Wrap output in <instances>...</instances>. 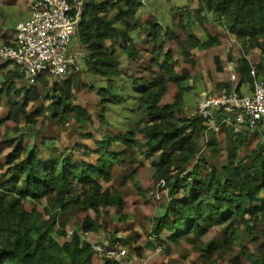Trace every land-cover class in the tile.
<instances>
[{"label": "trees", "instance_id": "1", "mask_svg": "<svg viewBox=\"0 0 264 264\" xmlns=\"http://www.w3.org/2000/svg\"><path fill=\"white\" fill-rule=\"evenodd\" d=\"M197 3V20L206 23L210 39L204 42L187 32L182 40V58L194 64V50L221 44L218 35H211L209 30L208 25L215 24L241 43L245 55L236 65L238 90L242 93V86L250 89L247 54L260 51L259 61L252 63L259 75L264 73V0ZM141 5L139 0H89L76 26L79 47L89 55L87 70L107 83L98 92L103 107L98 116L101 125L108 124V103L120 106L130 100L125 90L117 92L112 83L127 72L133 73L128 77L140 114L131 130L119 136L106 134L96 142V150H84L86 157L96 154L94 162L73 159V153L57 148L51 139L43 145H25L22 136L23 122L36 126L44 112L62 123L73 120L80 128L94 125L92 113L72 101L78 73L62 84L40 77L33 86L17 87L15 82L23 80V74L7 62L0 65L4 72L0 101L7 106L5 115L14 124L5 129L17 133L4 134L0 143V264H121L107 256L96 262L93 244L83 233L97 235L96 217L102 213L109 216L112 207L125 204L120 190L105 186L112 180L118 162L131 159L133 169L124 177L133 180L139 169L147 167L145 158L151 160L153 177L167 198L161 213L151 218L150 228L152 241L164 245L167 255L171 245L185 241L203 259L200 264H264V132L235 133L229 128L206 132L203 119L183 116L181 92L188 88L175 69L172 51L165 49L166 37L178 40L180 36L170 28L163 30L154 21L147 22L146 27L141 24L137 18ZM140 28L147 37L145 48H139L134 36ZM144 55L151 66L142 60ZM215 63L223 72L218 57ZM135 72L143 73L136 76ZM227 85L228 81L216 87ZM171 86L179 91L172 102H167ZM39 100V107L29 113L30 105ZM250 135L260 136V141L241 157L240 148L247 147ZM204 147L209 156L203 153ZM222 152L226 165L219 168L214 160ZM134 190L139 193L142 188L135 183ZM47 199L56 205L54 211L48 205L43 211L26 205ZM73 209L82 214V226L66 239L65 225L59 218ZM222 227L223 244H207L205 238L211 231ZM114 238L110 237L112 246L120 241ZM223 252L233 257L225 260Z\"/></svg>", "mask_w": 264, "mask_h": 264}, {"label": "rangeland", "instance_id": "2", "mask_svg": "<svg viewBox=\"0 0 264 264\" xmlns=\"http://www.w3.org/2000/svg\"><path fill=\"white\" fill-rule=\"evenodd\" d=\"M17 1L19 2L17 3ZM32 1L0 0V47L6 42L2 37L10 35L19 22H23L28 18ZM197 8V0H145V3L137 10V18L141 24L144 23L145 27L147 26L145 25L147 22L151 23L154 21V23H159L163 27V30L170 28L175 34H179L178 36H180L178 40H171L166 37L167 43L165 44V49L172 51L175 69L178 74L183 75L184 86L188 88L186 91L184 89L181 92L182 113L186 118L194 115L204 92L217 88V84L228 81V64L234 63L237 65L239 58L245 55L241 43L221 27L209 23L211 35L217 34L221 44H213L210 47L206 46L194 50L192 56L194 64L186 62L180 52L182 40L186 39L187 32L191 31L195 33L204 42L210 39L206 35V23L197 20ZM76 35L77 33L74 36L72 45L79 47L80 44ZM134 36L139 42V48L147 46L144 28H140ZM125 57L122 58L124 67L127 66ZM216 57L219 58L220 65L224 68L223 72L217 70ZM259 58V50L247 54V59L251 64H253L252 62L257 63ZM142 60L146 61L144 63L148 67L151 66L149 62L147 63L146 55L143 56ZM3 63L0 60V65ZM144 63H140V65L146 66ZM90 72L87 70L85 62L77 74L78 81L74 89L72 101L74 104H78L92 113L95 120L94 125H85L84 128H80L73 120L62 123L58 119L51 118L49 112H44L37 119L36 126L23 122L22 136L25 145L34 143L43 145V143L51 139L56 142L57 148L73 153V159L94 162L96 154H93L91 158L83 155L86 148L96 150V142L101 141L104 135L113 134L119 136L135 126L140 114L137 106L138 101L134 99L136 98V94L132 89L128 77V74L133 73L127 72L128 74H125L124 77L112 82L115 84V90L117 92L118 89L120 91L125 90V96L129 95L127 98L130 100L120 106H112L108 103V109L105 114L108 124L101 125L98 116L102 113L103 107L100 104L98 92L99 88H105L107 83ZM136 73V76H140L143 72ZM235 73L238 74L237 70ZM3 81L4 72L0 70V85ZM15 83L17 87L25 85L29 87L25 79L18 80ZM178 91L179 89L176 86H171L166 101L172 102ZM41 102L42 100L32 103L27 111L29 113L35 111ZM48 104L49 101H45V105ZM131 109L133 110L132 114L129 112ZM7 111V106L4 102L0 101V122L2 124L0 127V143L4 134L8 136H16L17 134L16 131L10 129L6 131L5 129L6 126L9 128L14 126L5 115ZM88 136H91V138H87ZM223 137V135L220 136V138ZM247 138V147L240 148L241 157L245 156L247 150L255 148L260 141V136L250 135ZM120 149H123V147ZM203 153L209 156V152L205 147L203 148ZM225 158V153L222 152L219 158L214 160L215 165L219 168L225 166ZM145 161L148 163L147 167L139 169L137 177L133 180L130 178L125 179L124 177L133 169L131 159H123L118 162L114 169L112 180L105 186L109 190H120L125 204L121 207H112L109 216L104 213L97 216L96 220L99 224L97 235L83 233L84 238L90 240L93 246L99 245L103 249H108L112 247L109 242L111 241L110 237L114 235V239L120 240L119 244L128 250L130 254L129 258H132V260L137 259L129 264H200L203 259L192 250V245L188 242L182 241L178 245H171V253L167 255L163 249L164 245L159 246V244L154 243L155 241H152L153 238L150 237L151 218L161 213V205L167 202V198L165 192L159 188L157 181L153 177V167L149 166L152 164L151 160L145 158ZM135 183H138L142 188L140 192H146V195H142L140 192L137 193L134 190ZM26 205L28 208L37 207L41 211H43L44 205H48L52 211L56 209V205L50 199L45 200L43 203L30 201ZM59 221L65 225V233L67 234L65 238L68 239L74 231H80L82 214L73 209L61 214ZM224 238V227H222L211 231L205 238V242L207 244L215 242L221 245ZM149 242H152L153 245ZM153 246L157 248L162 247V249L159 250ZM137 249L140 250V253L136 251ZM95 255V261L100 263L103 258L97 254ZM222 256L225 260L233 257L230 253L227 255L225 252L222 253Z\"/></svg>", "mask_w": 264, "mask_h": 264}, {"label": "built area", "instance_id": "3", "mask_svg": "<svg viewBox=\"0 0 264 264\" xmlns=\"http://www.w3.org/2000/svg\"><path fill=\"white\" fill-rule=\"evenodd\" d=\"M89 0H34L31 17L15 27V39L0 47V59L23 74L29 86L40 77L62 84L79 73L89 55L73 46L76 26ZM142 4L145 0H139ZM252 84L249 93L238 90L236 65L228 64V85L203 93L194 115L204 120L208 131L229 128L235 133L264 132V73L250 64ZM100 257L107 256L121 264L132 263L129 252L117 241L103 249L93 246ZM135 259L134 261H136Z\"/></svg>", "mask_w": 264, "mask_h": 264}, {"label": "crops", "instance_id": "4", "mask_svg": "<svg viewBox=\"0 0 264 264\" xmlns=\"http://www.w3.org/2000/svg\"><path fill=\"white\" fill-rule=\"evenodd\" d=\"M18 2L19 1H17V3ZM33 2H34V0L31 2L30 9H29V16H28V18L26 20H28L31 17V15H32V13H31V7H32ZM17 3H14V4H17ZM2 38H3V40L6 41L5 44H11V43H13V41L15 39V28L12 30V33L10 35L3 36ZM241 92H242V94H247V93H249V89H247L246 86H242V91Z\"/></svg>", "mask_w": 264, "mask_h": 264}]
</instances>
